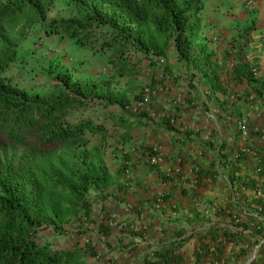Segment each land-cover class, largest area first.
<instances>
[{"label": "crops", "instance_id": "0c3cea01", "mask_svg": "<svg viewBox=\"0 0 264 264\" xmlns=\"http://www.w3.org/2000/svg\"><path fill=\"white\" fill-rule=\"evenodd\" d=\"M234 1L203 0L209 63L194 80L197 68L181 63L153 87L143 71L142 96L124 113L133 125L117 127L113 183L95 192V264H144L168 250L181 264H264V0Z\"/></svg>", "mask_w": 264, "mask_h": 264}, {"label": "trees", "instance_id": "16d2710c", "mask_svg": "<svg viewBox=\"0 0 264 264\" xmlns=\"http://www.w3.org/2000/svg\"><path fill=\"white\" fill-rule=\"evenodd\" d=\"M56 1L0 0V147L6 143L23 149L17 157L0 153V264H88L87 257L96 255L92 245L83 251L78 244L53 251L38 243V235L45 228L64 235L63 224L70 216L90 221L89 192L113 183L103 155L106 145L88 147V134L104 138L108 127L65 119L68 108L84 106L93 97L83 81L74 80L75 90L71 77L56 75L58 92L46 100L5 75L34 28L74 40L94 53L114 51L109 62L125 79V89L102 90L98 97L106 108L117 104L123 111L117 116L107 109L112 124L125 131L133 124L124 113L131 100L142 96L140 75L146 68L153 87L159 74L174 76V64L187 71L197 68L203 63L201 50H207L199 25L203 0H65L75 17L48 20ZM171 52L173 62L168 59ZM196 71L189 80L200 74ZM115 141H109L112 156L120 158L123 135ZM61 147L67 152L55 157L53 149ZM170 252L160 259L171 262Z\"/></svg>", "mask_w": 264, "mask_h": 264}, {"label": "rangeland", "instance_id": "374dc122", "mask_svg": "<svg viewBox=\"0 0 264 264\" xmlns=\"http://www.w3.org/2000/svg\"><path fill=\"white\" fill-rule=\"evenodd\" d=\"M223 1L228 2V4L235 2L234 0ZM251 1L254 2V0ZM47 17L48 20L59 17L64 19L73 18L75 17V11L65 0H58L48 11ZM114 56L112 49H107L105 54L94 53L90 48L79 46L74 40L61 35H46L36 26L31 36L20 47L17 60L5 72V75L14 85L29 93H39L46 100H51L52 95L58 92L56 75L71 77L70 86H73L75 90H79V88L76 87L77 84L74 83V80H82V87L88 88L90 95L93 97L84 106L68 108L65 119L70 123L88 120L93 124H103L108 127L107 138L87 134L90 138L88 147L99 144L106 145L103 155L109 170L117 164L116 160L119 159L112 156L114 146H110L109 141L116 140L117 144L119 138H116V136H120V134L117 132V127L112 124L113 120L108 117L107 109H111L114 114L116 110H113V107L118 105L114 104L112 107L106 108L100 102L98 96L102 90L123 91L125 89V79L121 78L118 71L109 62V59L114 58ZM208 63L209 60L205 59L202 65ZM143 76L144 73L142 72L140 77L143 78ZM22 151V148L6 143L0 147V153L7 156L17 157ZM63 151H66V149L61 147V149H53L52 152L55 157H58V155L63 154ZM89 196L92 200L90 221L70 216L69 222L63 224L67 231L64 235L55 233L51 228H45L38 235V243L40 245L46 244L53 251L71 249L76 244L82 251L88 244L94 248L98 245L102 246L100 238H97V233L90 230V226L96 221L94 218V212L98 209L96 206L100 204L104 197H101L102 200H98V194L94 190L89 192ZM95 251L97 252V250ZM94 258L95 256L87 257L88 264H95L97 260Z\"/></svg>", "mask_w": 264, "mask_h": 264}, {"label": "built area", "instance_id": "2783aa9c", "mask_svg": "<svg viewBox=\"0 0 264 264\" xmlns=\"http://www.w3.org/2000/svg\"><path fill=\"white\" fill-rule=\"evenodd\" d=\"M252 5H253V1L248 0V6H252ZM145 100H146V98H145V96H144L143 99L139 100V101L136 103V105L134 106V110H135V111H138V110L142 109V108L144 107V105H145ZM237 127H238L240 130H243V131L246 130V123H245V121H244V120H240V121H238V123H237ZM257 194H258V195H262V191H259V190H258V191H257ZM235 222H236V223L240 222V219L235 217ZM178 254H179V251L176 252V255H178ZM96 257H97V256H96ZM172 259H173V260H172L171 262L166 263L165 260H161L160 257H159L158 255L152 253V255L150 256V261H149L148 263H144V264H181V262H180L178 259H176V258H172ZM174 259H175V260H174ZM114 264H116V263H114Z\"/></svg>", "mask_w": 264, "mask_h": 264}]
</instances>
